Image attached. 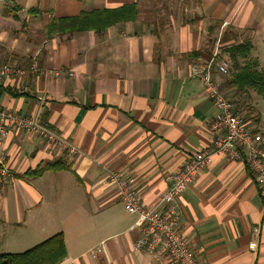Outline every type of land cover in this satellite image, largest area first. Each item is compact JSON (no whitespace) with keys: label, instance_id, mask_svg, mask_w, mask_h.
<instances>
[{"label":"crops","instance_id":"crops-1","mask_svg":"<svg viewBox=\"0 0 264 264\" xmlns=\"http://www.w3.org/2000/svg\"><path fill=\"white\" fill-rule=\"evenodd\" d=\"M5 1L0 65L35 63L42 73L25 80L24 95L12 91L23 79L1 86L0 108L30 117L75 152L9 131L0 254L23 253L61 233L65 254L57 264H165L133 251L142 235L137 216L124 210L107 176L129 177L141 204L154 207L166 176L212 146L219 111L197 75L215 50L219 60L229 58L209 33L214 22L219 33H243L264 67V0H9L13 10ZM127 5L136 7V18L103 33L47 31L55 20ZM212 75L264 140L261 99L239 96L225 77ZM174 203L177 228L198 264H264V194L244 162L213 156Z\"/></svg>","mask_w":264,"mask_h":264},{"label":"built area","instance_id":"built-area-1","mask_svg":"<svg viewBox=\"0 0 264 264\" xmlns=\"http://www.w3.org/2000/svg\"><path fill=\"white\" fill-rule=\"evenodd\" d=\"M5 7L13 10L15 4L6 0ZM218 56L214 52L197 75L203 93L219 111L212 124L214 136L212 146L194 153L184 162L180 171L166 176L167 190L154 207L141 204L140 197L133 187V181L129 177L117 172H111L107 176V181L115 185L124 210L137 216L135 225L141 228L142 235L132 245L133 251L144 250L157 260L164 259L165 264H198L189 244L177 228L178 216L174 201L186 190L198 172L211 164L213 156L223 155L237 162H244L248 174L264 194V140L260 134L249 130L243 115L236 111L234 103L220 91L212 74L216 71L220 75H226L229 62L219 60ZM41 73V69L35 63L27 67L0 65V87L12 79H23L22 82L14 85L12 91L16 95L27 94L29 93L27 78ZM12 129L41 136L50 144L59 141L62 150L75 152L73 147L58 140L30 117L0 108L1 177H7L10 171L3 146Z\"/></svg>","mask_w":264,"mask_h":264},{"label":"trees","instance_id":"trees-1","mask_svg":"<svg viewBox=\"0 0 264 264\" xmlns=\"http://www.w3.org/2000/svg\"><path fill=\"white\" fill-rule=\"evenodd\" d=\"M136 15L134 5L123 6L116 10L82 12L75 18H62L51 22L47 31L49 34H65L92 30L99 34L118 22L134 20ZM219 26L220 23L216 22L215 27ZM225 34L226 31H223L218 41L219 48H222L220 45L226 40ZM251 50L252 44L249 40L231 44L224 49V53L229 58L228 73L222 75L225 77L224 86L234 89L239 96L245 95L248 99L258 97L264 101V67L260 66L256 58L251 57ZM40 172L36 171V174ZM64 254L62 234L59 233L23 253L0 254V264H57L64 258Z\"/></svg>","mask_w":264,"mask_h":264},{"label":"rangeland","instance_id":"rangeland-1","mask_svg":"<svg viewBox=\"0 0 264 264\" xmlns=\"http://www.w3.org/2000/svg\"><path fill=\"white\" fill-rule=\"evenodd\" d=\"M215 25H216V23L214 22V24H213V30L214 29H217L216 27H215ZM213 30H212V32H213ZM224 31H226V34H225V42H229L228 44L229 45H231V44H235V43H239V41H241V42H243V41H245V40H248V38H245V39H243V33H242V35H239L238 37H239V39H243V40H239L238 38H236V32H234L231 28H225L224 29ZM209 33V42H212V43H215L216 42V44L218 45V41L221 39V36H222V33L223 32H221V33H219L218 32V30H214V32L213 33ZM246 34V33H245ZM236 38V39H235ZM224 47H222V52L224 53ZM215 52L220 56V52H218L217 50H215ZM212 56V55H211ZM223 58L224 57H222V60H223ZM226 59V58H225ZM227 97V96H226ZM261 101L263 102L262 104H263V106H264V101L261 99ZM264 112V111H263Z\"/></svg>","mask_w":264,"mask_h":264}]
</instances>
